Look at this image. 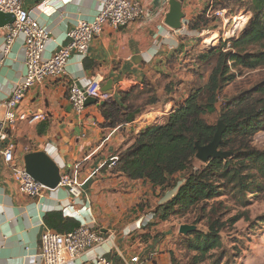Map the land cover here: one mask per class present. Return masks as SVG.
<instances>
[{
  "label": "crops",
  "instance_id": "0c3cea01",
  "mask_svg": "<svg viewBox=\"0 0 264 264\" xmlns=\"http://www.w3.org/2000/svg\"><path fill=\"white\" fill-rule=\"evenodd\" d=\"M139 1L146 10L143 17L121 28L106 25L92 41L87 57L72 56L64 75L48 78L29 89L15 114L39 112L46 116L44 120L28 124L18 119L4 126L3 142L13 146L15 164L24 166L27 153L42 150L58 164L60 172L65 166H78L80 178L87 181L80 198L73 199L64 187L48 188L40 197H29L19 193L11 164L0 155V264H42L39 251L44 230L68 232L82 223L98 228L109 239L68 264H94V258L101 254L114 264H124V260L135 256L139 258L137 264H176L171 239L183 235L179 226L186 222L171 221V216L161 219L159 210L178 192L184 182L183 173L174 176L175 185L163 188L144 179H130L106 164L132 142L134 134L171 111V96L161 102L157 99V105L154 103L133 121L109 128L102 125L104 118L98 104L85 105L81 113L75 112L68 100V87L72 81L79 86H100L112 80L111 98L106 102L120 101L123 93L146 89L147 80L153 73L165 71L186 39H199L203 31L224 35L222 26L224 29L233 19L237 23L241 20V29L250 14L240 7L215 6L218 0H183L184 24L173 29L165 23L170 0ZM22 2L49 33L43 54L48 57L66 43V33L79 19L91 20L97 14L103 0ZM219 10L224 12L220 15L222 20L228 17L227 24L220 23L219 29L213 24L188 26L189 21L198 20L204 12L216 17L214 22L221 21L216 15ZM4 37L2 29L0 117L4 114L3 102L25 72L23 35L14 40L7 56L2 53Z\"/></svg>",
  "mask_w": 264,
  "mask_h": 264
},
{
  "label": "trees",
  "instance_id": "16d2710c",
  "mask_svg": "<svg viewBox=\"0 0 264 264\" xmlns=\"http://www.w3.org/2000/svg\"><path fill=\"white\" fill-rule=\"evenodd\" d=\"M214 5L244 8L250 18L233 35L218 39L197 56L200 63L207 64L205 83L175 104L167 115L134 134L132 142L115 155L117 159L112 166L130 179H144L163 188L175 185L174 176L183 173L184 182L178 192L159 211L160 218L167 219L183 215L203 203L199 218H205L207 230L197 228L180 235L187 252H194L188 264H223L225 259L220 236L223 213L213 210L210 200L225 192V188L233 197L239 195V203L245 205L249 194L264 189V150L249 144L253 134L264 129V78L224 98L221 107H217L224 88L235 81L242 70L264 67V0H218ZM215 19L204 12L198 20L189 21L188 26L207 27ZM144 91L123 93L120 101L113 99L100 106L102 125L113 128L131 122L144 111V104L156 103L155 98L144 101L140 97ZM215 113L226 126L220 147L232 151L233 155L196 166V144L210 142L216 130V123L207 120L206 115ZM238 219L240 216L236 215L230 220Z\"/></svg>",
  "mask_w": 264,
  "mask_h": 264
},
{
  "label": "built area",
  "instance_id": "2783aa9c",
  "mask_svg": "<svg viewBox=\"0 0 264 264\" xmlns=\"http://www.w3.org/2000/svg\"><path fill=\"white\" fill-rule=\"evenodd\" d=\"M0 12L11 13L15 17L13 23L0 27V30H5L3 55H8L11 45L19 35H23L25 49L24 75L2 104L4 114L0 117V155L5 162L11 164L19 193L29 197H40L48 188L33 179L24 166L14 163L13 146L3 142L6 137L4 126L12 125L18 119L28 124L44 120L46 116L39 112L15 114L16 107L25 98L29 89L48 78L64 75L66 65L72 56L87 57L92 41L103 32L106 25L113 28L125 27L143 17L146 10L139 0H103L97 14L91 20L79 19L66 33V43L56 47L48 57H44L43 54L50 39L49 33L23 6L22 0H0ZM223 14V10L216 11L218 16ZM228 25H234L235 28L238 23L233 19ZM88 97L95 98L97 102L107 101L111 98V93L103 92L96 83L79 86L72 81L69 84L68 100L75 112L83 111ZM116 159V156L111 157L108 165L114 166ZM60 174L58 187L66 188L73 199L80 198L87 178L84 180L80 178L78 166L72 168L65 166V170ZM108 239L109 236H105L98 228L87 223H82L68 232L45 229L40 238L39 258L42 264L74 263L80 255ZM138 262L137 256L124 260V264ZM94 264H114V261L101 254L94 258Z\"/></svg>",
  "mask_w": 264,
  "mask_h": 264
},
{
  "label": "rangeland",
  "instance_id": "374dc122",
  "mask_svg": "<svg viewBox=\"0 0 264 264\" xmlns=\"http://www.w3.org/2000/svg\"><path fill=\"white\" fill-rule=\"evenodd\" d=\"M210 16L213 15L210 14ZM242 17L243 16H241V18ZM219 18L221 21H217L216 23L214 20L210 22L208 20V24L218 26V29L221 24H227L226 19L228 17L224 20L221 19V16H219ZM239 21L235 28L233 27L234 25L232 27L227 25L224 29L222 26V32H226L225 34L227 35H217L215 42L220 38L225 39L239 30ZM200 34L201 37H199V39L193 36L183 42L182 49L176 52L175 55H172L170 64H166V72L159 71L156 74H152L151 79L147 80V88L144 89V94L140 95L144 101H147L149 98H155L156 100L160 99L161 102L165 100L167 96H171L172 110L175 104L177 105V103L183 101L191 91L205 83L208 76L207 64L200 63L197 56L214 43H205L204 41L206 38L202 39L203 37L209 36L210 33L203 31ZM197 35L198 33H196V36ZM263 78L264 67L255 70H242V73L237 76L235 81L224 88L219 96V104L217 107H221L224 98H229L241 90L249 88ZM154 105L144 104L142 109L145 111ZM206 118L210 122H215L216 124L219 120L217 119V113L206 115ZM249 144L258 150H264V129L254 133L250 138ZM221 149L225 150V148ZM200 163L203 162L196 159L195 165L199 166ZM223 191L225 192H222L219 196L214 198V200L209 201L214 207L213 210H221L223 213L221 217L223 228L220 232V236L224 242V250L226 251L223 264H264V189H257L249 194L245 205L239 203V195L233 197L227 189L224 188ZM202 205L203 203H200L188 209L189 211L183 215L171 216V221L176 220V222L179 223L186 222L189 224L196 222L195 225L198 229L206 231L205 218H199ZM205 210H209V208ZM236 215H239L240 219L232 222L230 219ZM171 243H173L172 248L175 251L174 262L176 264H188L194 252H187L188 249L186 245L181 242L180 236L178 235H175L171 239Z\"/></svg>",
  "mask_w": 264,
  "mask_h": 264
},
{
  "label": "water",
  "instance_id": "95a60500",
  "mask_svg": "<svg viewBox=\"0 0 264 264\" xmlns=\"http://www.w3.org/2000/svg\"><path fill=\"white\" fill-rule=\"evenodd\" d=\"M182 1L183 0L169 1V11L166 14L165 23L173 29H180L183 26L184 13L182 12ZM14 20L15 17L13 14L0 12V27L13 23ZM111 88L112 80H107L104 84L100 85V89L106 93H111ZM105 102L106 101L97 102L95 98L88 97L85 101V105L98 104L99 106H103ZM225 127L223 120L219 119L212 140L204 145L196 144V159L205 163L211 159H225L232 156L231 151L223 150L220 147ZM24 167L33 179L40 182L45 187L49 189L58 187L61 178L60 167L46 151L41 150L27 153L24 156ZM196 229L197 226L195 224L184 223L179 226V233L187 235Z\"/></svg>",
  "mask_w": 264,
  "mask_h": 264
},
{
  "label": "bare ground",
  "instance_id": "6f19581e",
  "mask_svg": "<svg viewBox=\"0 0 264 264\" xmlns=\"http://www.w3.org/2000/svg\"><path fill=\"white\" fill-rule=\"evenodd\" d=\"M216 38H217V34L216 33H212V34H210L209 36L206 37L204 42L205 43H212Z\"/></svg>",
  "mask_w": 264,
  "mask_h": 264
}]
</instances>
